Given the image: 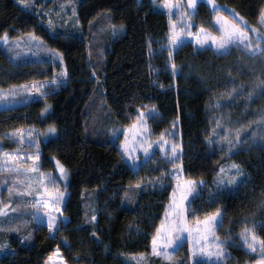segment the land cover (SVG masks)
<instances>
[{"label": "trees", "instance_id": "trees-1", "mask_svg": "<svg viewBox=\"0 0 264 264\" xmlns=\"http://www.w3.org/2000/svg\"><path fill=\"white\" fill-rule=\"evenodd\" d=\"M158 2L81 0L77 36L54 32L29 4L0 0V37L6 33L10 40L31 34L42 51L40 57L22 59L0 46V89L6 93L0 100V154L17 155L21 167L38 169L46 181L50 175L53 183L47 187L52 191L63 190L53 159L57 157L69 172L62 229L53 234L46 226L14 218L6 226L14 251L1 253L0 264H46L57 247L68 264H127L121 259L124 253L149 256L171 193L170 180L146 178L157 174L149 164L138 170L128 167L122 149L136 110L145 104L159 112L150 121L156 133L179 120L186 178L210 184L222 166L233 162L242 168L243 178L231 191H203L190 198L187 217L200 219L221 210L215 235L225 241L223 264H252L260 257L263 249H248L239 234L249 227L264 238V122L257 126L264 111V53L250 56L232 46L227 54H218L210 46L197 48L185 42L173 55L177 67L170 74L165 70V50L159 56L149 55V45L157 47L168 33L167 12ZM215 2L249 32L254 44L257 35H264L259 23L264 0ZM197 10L206 16H196V21L216 32L207 21L214 11L205 4ZM253 27L259 31H251ZM45 52L62 60L58 74ZM54 76L58 84L46 83ZM33 82L47 95L35 88L32 92L17 88V95H10V85ZM46 102L52 111L42 117ZM53 123L58 136L44 140L46 126ZM17 129L18 135H5ZM237 129L241 143L230 149L228 141L236 140ZM37 152L39 159L32 161ZM11 163L0 155L4 165L0 183L15 176V169L8 167ZM94 204L99 207L95 212ZM149 262L166 264L152 255ZM193 264L206 263L198 259Z\"/></svg>", "mask_w": 264, "mask_h": 264}, {"label": "rangeland", "instance_id": "rangeland-1", "mask_svg": "<svg viewBox=\"0 0 264 264\" xmlns=\"http://www.w3.org/2000/svg\"><path fill=\"white\" fill-rule=\"evenodd\" d=\"M80 2L81 0H76L74 2L70 0H28V4L34 9L36 8V10L41 13L43 17H45L46 24L54 32L71 31L77 36H80V27L77 21L76 10L79 7ZM203 4H205L212 12L214 11L213 17L211 19L207 18V21H209L216 28V32H211L207 30L204 26H201L196 21V16L200 18L206 16L204 12L200 13L201 11L198 12L199 10H197L200 9ZM214 4L218 5L215 0ZM214 4L208 3L207 0H197L194 6H190L188 4V0H159V2L157 3L160 8L167 12L168 33L166 41L159 43L157 47L149 45V55L151 56L157 54V56H159L162 51L165 50L164 54L167 56L165 70L168 71L170 74L173 72V55L177 48L181 46V44L179 46L169 44L168 37L172 34L173 30L180 33L183 39V43L188 42L190 44H194L197 48H204L206 46H210L214 50V52L216 51L218 53V50L216 49V46L213 43L212 39L213 37H218L221 35L220 24L216 20L218 13L216 10H214ZM219 13L223 16H226L220 10ZM228 19L231 20L229 17ZM262 27L264 29V25H262ZM201 28H203V31H201ZM244 32L253 43L252 37L249 32ZM189 33H192V35H189ZM198 37L199 39L205 40V43L203 45L199 43ZM260 43L264 45V42ZM0 46L2 48L4 47L5 49L8 48L9 52H11L14 58L33 59L40 57V54L42 53L40 48V42L38 40H34L27 34H20L14 36V38L10 40L7 34V39H0ZM169 51H171L172 53L171 57H169ZM13 53H18V55L14 56ZM43 55L49 57V59L54 65L55 72H57L58 74L60 72L61 66L59 56L56 53L54 55V52H45L43 53ZM154 71L157 72V70L155 69ZM46 103L49 105V108L45 113L41 114L42 117H47L49 114H51L52 111L51 104H49L48 102ZM140 112H143L145 114L143 125L141 124V121L137 119ZM135 113L136 114L134 115L130 123L131 126L129 129L128 138L122 144L124 161L128 165V167L135 170H138L144 164H149L151 171H155V173L157 174L153 177L151 175L147 176L146 178L148 179L156 177L157 179L161 180H170L171 193L168 198V202L166 203L167 206L172 197L173 188L177 186L178 180L191 179L188 177L186 178L184 174V167L182 166V134L179 120L175 119L169 128L159 133H156L153 131L150 124V121L159 115V112H157L156 107L154 105H142L136 110ZM48 126L49 125H47L45 129H47ZM57 136L58 128H56V132L54 134H46L45 131L43 133V138L47 141L52 140V138H55ZM161 143L164 144V148L168 151V153H171V145L173 143L179 145L178 154L175 161L169 162L168 160L163 158L164 151L160 147ZM149 144H151V148H149L150 158H148L144 152V147H147ZM125 147L131 149V152L126 153ZM1 148L2 143L0 142V150ZM57 161L59 160L57 157H55L53 159V162L55 164V170L56 173H58L61 184H63V190H57L58 192L63 193V196L59 199V201H57L58 206L60 208V211L58 213L55 212L51 207H47L46 205H44L42 202L40 203L39 207H35L36 202L38 200L47 199L46 194L43 197L37 195V192L43 193L42 188L39 186L40 176L37 172L28 171L21 172L19 174L15 173L14 177L6 178L4 179L3 183H0V201H3L5 204L8 205V207L5 209L6 215L0 216V226H2L0 227V230L2 231V234L0 236V245H3V247L0 248V254H12L14 251V249L11 247L12 241L8 237L9 232L6 231V226L10 225L13 222L14 218H20L29 223H34L39 226L47 227L48 213L51 212L53 216L58 220V225H54V228L52 229L53 234L56 231L62 229L61 225L63 219L61 217V214L63 213L65 207L64 204L68 195L67 188L69 186V172H67V168L65 167V165H63L62 162L59 161V165H62L66 169V175H61L60 167L58 166ZM173 163L177 165L180 171L173 169ZM232 164L233 162L222 166L221 168H223V172L219 170V172L215 175V178L210 182V184H207L204 181H202L203 183H196L194 185L193 192L189 193V199L193 196H198L199 194H202L203 191L210 194L214 191H220L221 189L228 191L234 189V187L243 178V170L240 167V172L239 174H237L234 169H231ZM233 176H235V180L233 183L229 184L228 180L231 179ZM21 180L24 181L23 184H20ZM29 183L32 184L31 188L28 187ZM10 187L12 189L11 193L9 192ZM25 188H27L28 191H24ZM54 192H56V190H54ZM34 196L36 197L35 199H33ZM189 199L185 201L186 216L188 214V204L189 201H191ZM98 209V204H94L91 206V211H96ZM165 209L163 211V216L159 221V225L161 224V221L165 219ZM34 212L36 213L35 219L33 218ZM94 217L96 218V216ZM197 219L198 218L188 220L187 217L188 225L193 229V231L195 230ZM200 219L202 220L203 217H201ZM180 240L181 243L178 247H175V250H173V248L171 247L169 248V251L172 252L171 260H165L161 257L166 264H193L195 260L198 259L204 260L206 264H223L222 256L218 258L214 254L215 241L212 240L211 237L209 238L207 246L208 251L213 253V255L211 256L207 254L199 255L190 253L187 232L181 234ZM21 243H23V241ZM150 246L151 248L149 256L152 255L157 257V255L152 253V240ZM262 251H264V249ZM196 252L198 253L199 249H196ZM140 254L141 253H124L123 255H121V259H123L127 264H150L149 256L144 253L143 256H140ZM260 259L261 256L258 258V260ZM257 261L252 264H257ZM46 264L68 263L64 260L62 251L59 250V248L57 247L54 248L53 252L47 258Z\"/></svg>", "mask_w": 264, "mask_h": 264}, {"label": "snow or ice", "instance_id": "snow-or-ice-1", "mask_svg": "<svg viewBox=\"0 0 264 264\" xmlns=\"http://www.w3.org/2000/svg\"><path fill=\"white\" fill-rule=\"evenodd\" d=\"M197 0H188V4L190 6H194L196 4ZM208 3L214 4V0H207ZM19 3L22 5L27 6L28 0H19ZM219 5L214 4V10L217 11V17L216 20L220 24V31L221 35L218 37H213V43L216 46V49L218 50V54H227L229 48L233 45H235L237 48H243L247 51V54L250 56L262 54L264 53V45H262L260 42L264 41V35H257L256 36V44H253L250 40V38L245 34L244 29L238 24L235 23L232 20H229L228 17L223 16L219 13ZM238 15V14H236ZM241 20H243L242 17H240ZM259 23L261 25H264V11L261 12V15L259 17ZM201 31H203V28H201ZM253 32H258L259 30L255 27L251 29ZM189 35H192V33H189ZM31 37V34H29ZM0 39H7V34L5 33L3 37H0ZM199 39V37H198ZM169 44L179 46L183 43V39L180 35V33L176 32L175 30L172 31V34L168 37ZM199 43L203 45L205 43L204 39H199ZM14 56L18 55V53H13ZM55 55V53H54ZM172 53L169 51V57H171ZM62 63V60H61ZM176 65L173 63L172 68L173 72L175 73ZM62 75H66V72L62 69L61 72ZM93 75H95V70H93ZM60 81L54 76L51 81H46V83L51 84H58ZM262 88H264V82L261 83ZM19 88L21 91H28L32 92L33 88H35L36 92H40V89L35 86V82H33L32 85L27 84H21V85H10V95L15 97L17 95L16 89ZM234 91V90H233ZM232 93L230 92L229 95ZM6 93L2 89H0V100L4 98ZM40 95H47V93L40 92ZM252 93L249 92L248 98L251 99ZM49 108V105L46 103L44 105V108H42L41 114L45 113L47 109ZM144 116L145 114L143 112H140L137 119L141 121V124H144ZM264 122V111H262L261 115L258 117V127L260 126V123ZM219 123V121H218ZM251 123V122H250ZM20 129L13 130L11 133H6L5 135L9 136H15L20 133ZM46 134H54L56 132V126L55 124H50L47 129L45 130ZM163 135V134H162ZM255 135V133H254ZM28 136L32 137V132H28ZM23 139V137H20ZM227 138V132L225 133V137L222 139ZM30 144L34 141L30 139L28 141ZM211 143V141H210ZM241 143L240 139V130H236V140L235 141H228V146L231 149L235 144ZM123 146V145H122ZM161 149L164 151V159L168 160L169 162L175 161L178 154L179 145L173 143L171 145V153H168V151L164 148V144H160ZM149 148H151V144H149L147 147H144V152L148 158H150ZM125 152L130 153L131 149H128L125 147ZM0 155H3L7 159L11 160L12 163L8 165V167H12L15 169L16 173L19 174L21 172H28V171H35L40 176L39 180V186L43 187V193L37 192V195L43 197L45 194L47 195V199L38 200L36 202L35 207H39L40 203L42 202L47 207H51L55 212H59L60 208L58 206L57 201L63 196L62 192H54L52 190H49L47 187V184L53 183V178L50 177L46 181L44 179L45 175L44 173H39L38 169L35 168H25L21 167L17 163L18 156L14 155L13 153H2ZM27 158V157H26ZM30 159L32 161H36L39 159V153L35 156H31ZM58 166L60 167V173L61 175H66V169L59 165V161H57ZM4 165H0V170H3ZM173 169L180 171V169L177 167L176 164L173 163L172 165ZM231 169H234L237 174L240 172V166L236 163H233L231 165ZM221 172H223V168L220 169ZM235 180V176H233L231 179L228 180V183L231 184ZM24 181H20V184H23ZM196 183H203L202 181H194V180H178L177 186L173 188L172 197L169 201V204L166 206L165 209V219L161 221V224L155 229V234L152 236V253L164 258L165 260H171L172 259V252L169 251V248H173L175 250V247H178L181 243L180 237L181 234L184 232L188 233V244H189V252L193 254H207L209 256L213 255L212 252L208 251V242L209 238L211 237L212 240L215 241V256L221 257L226 256L227 253L225 249L222 247V245L225 243V241L220 240L218 236L215 235V226L222 222L221 217L222 213L219 208H217L215 211L208 212L204 215L203 219H197L196 220V227L195 230L188 225L187 216L185 214V201L189 199V193L193 192L194 185ZM29 188L32 187V184L29 183ZM24 191H28L27 188L24 189ZM9 192H12L11 187L9 188ZM178 193V195H177ZM36 197L34 196L33 199ZM8 207L7 204H5L3 201H0V216L6 215L5 209ZM171 210V211H169ZM33 218H36V213H33ZM95 219V217H93ZM54 225H58V220L53 216L51 212L48 213V221H47V227L52 230L54 228ZM2 227V226H0ZM240 237L242 238V241L244 244L247 245L248 249H251L255 251L256 247L259 246L261 249H264V238L258 237L253 228L245 227L240 232ZM3 245H0V248H2ZM196 249H199V252H196ZM144 254L141 253L140 256H143ZM261 259L257 261V264H264V251L260 253Z\"/></svg>", "mask_w": 264, "mask_h": 264}, {"label": "water", "instance_id": "water-1", "mask_svg": "<svg viewBox=\"0 0 264 264\" xmlns=\"http://www.w3.org/2000/svg\"><path fill=\"white\" fill-rule=\"evenodd\" d=\"M63 225H65V222L63 223Z\"/></svg>", "mask_w": 264, "mask_h": 264}]
</instances>
